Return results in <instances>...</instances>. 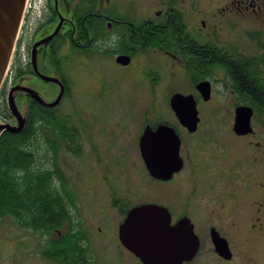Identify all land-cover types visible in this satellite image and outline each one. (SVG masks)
Listing matches in <instances>:
<instances>
[{
  "label": "rangeland",
  "instance_id": "1",
  "mask_svg": "<svg viewBox=\"0 0 264 264\" xmlns=\"http://www.w3.org/2000/svg\"><path fill=\"white\" fill-rule=\"evenodd\" d=\"M48 1H26V9L16 44L0 87V123L12 124L15 121V125L18 124L16 115L12 114L15 116L14 119H10L8 115L11 113L8 105L9 93L22 81L17 79V69L28 67L34 41L53 28L55 30L59 24V17H57L54 22L40 27L52 14ZM51 1L53 8L60 14V17L62 16L64 20L68 18L73 21H77L74 18L73 10L74 6L78 4L85 6L84 14L89 10L91 2H100L107 7L116 8V11H119L123 17L133 14L137 18L145 17V15L151 17L162 15L169 6L175 5L183 13L188 25V32L192 36L197 34H202L201 36L214 35L217 43L224 45L227 49L248 51L249 54L257 53L259 48L247 39L248 32L262 34L261 40H264V0H74L68 5L65 4L64 0ZM46 29L47 31L44 33ZM114 32L113 29L110 30L106 39H111L108 37L113 36ZM65 34L64 30L63 32L59 30L56 34L61 36L59 42L65 41ZM64 45L61 44V50L55 57L49 54V48L43 47L45 49L44 57L42 56L40 60H37L38 67L43 74L59 79L60 74L58 69L56 70L55 64L58 63V60H61L60 65L63 64L64 59L62 57L67 51V48L64 49ZM160 52L156 51L154 57H157ZM139 61H143V63L138 65L132 63L129 66L121 67L107 59L105 65L94 70L91 69V66L81 64L80 61L69 60L64 63L59 70L63 74L61 77L66 79L69 90L57 108L61 120L69 128H71V123L76 124L81 131L83 129L81 115L84 114V108H87L92 123L95 122L96 117L111 115L112 113H115L113 114L114 118L125 113L128 117L135 114L141 119L143 115L148 112L151 113V111L154 115L171 117L170 107L166 101L168 97V93L165 92L167 83L163 79L168 78V70H162L157 66L154 73L163 78H155L153 75L155 78L153 85L149 79L146 80V84L151 85L152 88L150 89L152 90L150 91L147 86V90H145L144 86L137 87L142 79L143 73L141 70L139 71V68L140 66L144 67V56H138L136 62ZM158 64L160 65V63ZM162 67L164 68V66ZM172 69L180 70L179 63L174 64ZM173 70L171 71L172 74ZM215 71L218 78L215 80L211 99L207 102L200 101L198 106L202 117L200 128L202 131H208L215 138L210 139L205 148L201 147L193 151L195 154L194 164L199 169L196 170V173L202 175L198 176L196 173L192 175V161L189 159L186 170L179 176L186 182V185L183 186V196H188L187 198L184 197L185 201L182 200L188 203V210H192L193 207V211L189 215L195 222V229L200 235L202 243L199 253L193 257L194 259L192 258L193 260L191 259L192 261L186 260L189 263L185 264H259L257 258L251 253V249L252 252L254 249L250 241L252 235L264 238V115H257L258 117L253 115L251 120L253 131L238 138L233 130L238 101L230 86L225 84V72L221 68H217ZM26 77L29 81H26L24 86L35 89L48 102L57 100L60 94L57 85L41 81L33 75ZM173 86L180 87V90L190 88L183 81V78L174 82ZM20 91L24 90L14 91V96L17 108L23 116L28 114L30 104ZM86 96L89 101L85 107L83 98ZM139 101H142L141 105L138 103ZM68 116H71V120ZM103 122L105 121L102 119L98 124L101 125ZM122 122L123 120L115 121L113 129L131 128V126L122 127L120 125ZM118 136L123 138L128 135L125 131H121ZM47 137H51L54 147L55 145L58 146L54 132L50 131L47 134L42 130L37 135V139L34 140L38 155V163L36 162L35 166L47 170V168H53L56 162L65 172L66 175L64 176H59L55 172L52 175L55 177L52 178L54 184L52 190H54L55 195L59 191L64 193L66 186H68L70 194H74V199L78 198L80 201V196L87 198L88 194L100 193V184H105L106 190L116 187L115 179L117 176L115 174L119 172L125 175L124 186H127L128 178L136 177L137 182L140 176L139 172L145 171L143 166L138 165L133 169H116L111 173L106 163L110 161L107 153L102 154L103 161L101 164H89L86 163L87 156L85 153L77 154L70 151L65 145V140H63L64 144L62 143L61 149L55 153L53 149H50L51 146L47 142ZM194 137L201 139L203 133L200 132ZM221 139L224 143L221 142ZM84 150L85 148L82 149V151ZM187 153L186 149L185 155ZM93 156L89 158L90 162H94L95 155ZM132 161H138L137 156L133 155ZM214 169H216V175H214ZM105 174L109 175V180L106 182L103 180ZM65 178L66 183L63 180ZM212 178H215L214 185H212ZM151 185L153 189L154 186L159 188L157 183L156 185L151 183ZM146 198L152 201H161L160 198L151 196H146ZM257 208L259 212L255 211ZM90 210L93 211L92 206ZM25 215L27 216L26 213ZM70 219L71 217L67 219V222ZM60 220L56 223H59ZM231 224L233 226L230 228ZM244 225L249 228V232L243 228ZM65 226L66 221L63 224H57L55 228L63 232ZM251 226L255 227L251 228ZM212 227H215L229 239L234 253L231 260H225L216 253L210 235ZM38 229L43 233L42 226ZM35 230L30 224L22 225L17 218L8 213L4 216L0 215V264H43V259L36 254V241L39 239L41 243H44L43 236L40 239L42 234ZM246 235H250L247 243ZM256 241L258 243L255 248L256 256L264 264V239ZM249 245L251 249H249ZM117 255L118 264H127L118 250Z\"/></svg>",
  "mask_w": 264,
  "mask_h": 264
},
{
  "label": "flooded vegetation",
  "instance_id": "2",
  "mask_svg": "<svg viewBox=\"0 0 264 264\" xmlns=\"http://www.w3.org/2000/svg\"><path fill=\"white\" fill-rule=\"evenodd\" d=\"M171 9L179 11L175 5H171L162 15H157L155 17L145 15V17L137 18L133 14L123 17L119 11H116V8L107 7L104 3L100 2H91L89 10L86 14L82 15L81 24L79 26L77 21L68 18L64 20L60 29V32L64 30L66 33L64 37L65 43L63 42V45L65 44L64 49L67 48V51L62 57V59H64L62 61L63 64L67 63L69 60L73 62L80 61L81 64L91 66V69L94 70L95 68H101V65H105V60L110 59L111 62L118 66L125 67L132 63H137V65L142 64L143 61L136 62V59L138 56H144V67L140 66L139 68V71L141 70L143 73L141 75L142 79L137 87L144 86L145 90H147V87L150 89L152 86L146 84L147 79H149V82L153 85V80L155 78H163L157 73H154L157 66L162 70H168V78L163 79H165L167 83L165 92L168 93V97L166 101L170 107L171 117L154 115L151 111V113L148 112L143 115L141 119L135 114L128 117L125 113L119 114L114 118L113 114L115 113H112L111 115L98 116L94 119L95 122L92 123L87 113V108H84V114L81 115L83 129L80 131L76 124L70 122L71 128L75 127L76 131L74 135L68 132L69 136L66 135L60 139L58 151L61 149L62 143L64 144L63 140H65V145L70 151L77 154L85 153L87 156L86 163L89 164H101L103 161L102 154L107 153L110 161L106 163L111 173L116 169H133L138 165L143 166L145 171H138L140 176L137 182L136 177L128 178L127 186H124L126 181L125 175L119 172L115 174L117 176L115 179L116 187H111L106 190V185L100 184V193L88 194L87 198L80 196L81 202L78 198L74 199V194H70L68 186H66L64 193L59 191L60 194L56 193V195L54 194V190L50 188V193L48 195L50 202L48 204L49 210L52 214L61 211V220L59 223L63 224V222L65 223L66 221V226L63 232L62 230H57L53 226L56 223L54 219L51 221L50 225L42 226L43 233H41L42 231L39 229L35 230L38 231L39 234H42L40 239H42L43 236L44 243H41L39 239L36 241V254L39 258L43 259V264H118L117 250L121 252L127 264H136V262H139V264H146L134 251L122 242L120 235L121 227L129 216V213L135 208L146 205H157L159 208L166 211L171 217L170 223L173 226L184 221L189 225L191 224L199 240V248L196 254L199 253L202 244L201 238L196 232L195 222H193L189 215L191 211H193V207L192 210H188V203L184 202V197H188L183 196V186L186 185V182L185 179L179 176L186 170L189 159L192 161V175L196 173L198 167L194 164L195 154L193 151L201 147L205 148L210 139L215 137L210 135L208 131H202V128H200L202 122L200 113H198L199 121L196 124L197 128L191 131L172 108L171 98L176 93L192 95L197 102V108H199L200 101H210L212 90L215 88V80L218 78L215 75V70L221 68L225 72V84L230 86V89L233 91L238 101L237 106L247 105L252 107L246 103L244 99L238 98L239 96L235 89L236 81L230 71L231 69H229L226 64L232 68V64L238 62V60L234 58L240 57L242 58V69L245 70L250 81H254L255 79L256 82H258L260 78L264 80V40H261L262 34H254L253 32L247 33V39L259 48V51L253 54H249L248 51L227 49L224 45L217 43L214 35L201 36L202 34H197L195 36L191 35L192 41H194L191 43L193 49H185L184 47H186V45L183 47L181 43L180 46L177 47L171 45H169L168 48H163L161 45L154 47L152 40L153 34L155 31L162 28L161 26L170 23ZM181 14L183 22L188 27L183 13ZM56 16L59 17L60 21L61 17L58 12ZM112 29L115 31L114 35L108 37L111 39H106V35ZM46 31L47 29L44 33ZM53 31L54 28L43 36H40L34 43L51 34ZM54 38L48 43L41 44L38 47L37 60H40L42 56L44 57L45 49H43V47L50 48L51 41ZM165 39H167L166 36L161 37L162 41H166ZM58 43L59 44L55 45L59 46L60 42L58 41ZM156 51L161 52L157 57H154ZM120 56H128L129 62L123 64L118 60ZM218 59L223 60L226 64H218ZM173 60H175L174 64L179 63L180 70L172 69L174 66V64H172ZM57 62L58 65L55 64V66L60 74L58 82L42 79L32 65V56L31 61L28 62V67L24 68L26 72L17 74V79L22 80L21 83H19L22 86H24L23 84L26 83V81H29L28 77H26L28 75L36 76L37 79L46 83L57 85L59 93L62 91L63 85L64 93L60 103L54 107H48L55 111H57L58 106L61 105L64 97L67 95L66 92L69 90L68 83L65 78L64 80L61 77L63 74L59 70L63 64L60 65L61 60ZM158 63H160V65ZM162 66H164V68ZM38 70L43 74L39 67ZM172 70L173 74L171 73ZM170 73L172 74L171 76ZM153 75H155V78ZM182 78L183 81L189 85L190 88L188 90H180V87L173 86L174 82ZM204 81L210 83L211 89V96L207 100L204 98L198 85L200 82ZM87 88L88 86L86 89ZM151 90L152 89H150V91ZM20 93L25 95L28 101L32 98L25 90L20 91ZM88 101L89 99L87 96L83 98L85 107L88 105ZM141 102L142 101H139L138 103L140 104ZM125 111H127V108H125ZM8 115L10 119L15 118L12 113ZM27 115L28 114L23 115L26 118V124ZM253 115H255V110ZM68 118L71 120V116H68ZM235 118L236 114L234 116V121ZM102 119L105 122L99 125L98 122ZM121 120H123V122L120 123V125L122 127L131 126V132L130 129H113L115 121L120 122ZM12 124L15 125L16 122L14 121ZM163 126L171 129L166 133H159V128ZM121 131H125L128 136L120 138L118 134ZM200 132L203 133V137L201 139H196L194 136ZM234 133L238 138L248 134H238L235 130ZM221 142L224 143L222 139ZM145 144L146 154H144L143 150ZM83 148H85L87 153L85 150L82 151ZM50 149L52 150V148ZM55 149L56 147L53 149L54 152ZM77 149L80 150V152H77ZM186 149L188 151L187 155H185ZM154 151L158 152L159 159L162 160L160 165H154L151 160L152 156L150 155ZM169 153H173L175 156L169 157ZM93 155H95L94 162H90L89 158L94 157ZM133 155L137 156L138 161H132ZM156 167H161L165 171L162 174L158 173L160 176H156L151 171ZM171 169H173V171L170 172L169 170ZM107 174L109 173L107 172ZM107 174H105V178H103L105 182L109 180V175ZM197 175L201 176L202 174L199 173ZM214 175H216V169H214ZM119 179H121V182H119ZM63 180L64 183H66V178ZM150 181L155 185L157 183L159 188L154 186L153 189ZM197 181L199 180L197 179ZM211 181L212 185H214L215 178H212ZM51 184L54 186L53 182H51ZM146 196L160 198L161 201H152L147 199ZM91 206L93 207V211L90 210ZM255 211L259 212V209L257 208ZM69 217H71V219L67 222ZM232 226L231 224L230 228ZM254 227L255 226H251V228ZM243 228L247 232L250 231L245 225ZM210 235L216 253L225 260H231L234 253L231 249L229 239L223 236L215 227L211 228ZM249 237L250 235H246V243ZM260 239L263 240L264 238L260 236L254 237V235H252L250 244L254 250L252 252L250 245L249 249H251V253L257 258L256 260L259 261V264H262L255 253V248L258 245L256 240ZM220 240H223V243L226 244V254L218 250L217 242H221ZM246 246H248V244H246ZM187 262L189 263V261H184L182 264Z\"/></svg>",
  "mask_w": 264,
  "mask_h": 264
},
{
  "label": "trees",
  "instance_id": "3",
  "mask_svg": "<svg viewBox=\"0 0 264 264\" xmlns=\"http://www.w3.org/2000/svg\"><path fill=\"white\" fill-rule=\"evenodd\" d=\"M73 1L64 0L66 5ZM48 6L52 9V14L40 25L41 27L54 22L57 18V12L53 8L51 0L48 1ZM73 11L74 18L77 19L78 25H80L85 6L78 4L74 6ZM170 14V23L161 26L162 28L154 32L152 37L153 46L161 45L163 48H168L169 45L180 46L181 43L183 47L186 45L185 49H191V43L194 41H192L191 34L183 22L181 12L171 9ZM164 36L167 37L166 41L161 40V37ZM60 37V35L55 36L51 41L50 48L48 47L49 54L52 57L57 56V53L61 50L63 41L60 42L59 46L55 45L59 44ZM234 59H237L238 62H234L232 68L221 59H218L217 63L226 64L231 69L230 71L236 81L235 89L239 96L237 97L244 99L246 103L254 108L255 117L260 114L264 115V80L260 78L256 82L253 78L254 81L251 80V82L245 70L242 69V58L235 57ZM24 72L26 71L21 67L17 69L18 74ZM29 104L27 124L24 130L18 133L4 130L0 135V215L4 216L8 213L17 218L22 225L30 224L32 228L38 229L40 226L50 225L54 219L55 222L60 219L61 211L52 215L49 210L48 195L50 193L49 189H52L53 173L55 172L59 176H64L65 173L56 162L53 168H47V170L35 166L36 162L38 163V155L34 140L37 139V135L42 130L47 134L50 131L54 132L58 142V146L55 145V153H57L60 145L59 138L65 137L68 132L74 135L76 128L67 127V124L61 120L58 111L42 105L34 98H30ZM65 131H67V134H65ZM47 142L54 149L51 137H47ZM76 151L80 152L78 149ZM57 193L60 194V192ZM57 224L59 223H55L53 226L56 227Z\"/></svg>",
  "mask_w": 264,
  "mask_h": 264
},
{
  "label": "water",
  "instance_id": "4",
  "mask_svg": "<svg viewBox=\"0 0 264 264\" xmlns=\"http://www.w3.org/2000/svg\"><path fill=\"white\" fill-rule=\"evenodd\" d=\"M25 4L26 0H0V87L16 44L19 28L24 15ZM63 22L64 18L61 16L56 29L49 36L35 42L32 48L31 56L33 67L41 78L46 81L58 82L59 79L39 72L37 67L38 47L41 44L48 43L56 36ZM118 60L123 64H127L129 62V57L120 56ZM198 85L204 98L206 100L209 99L211 96L210 83L204 81L200 82ZM19 89L25 90L36 101L46 107L56 106L61 101L64 93V86L62 85V91L57 100L48 102L44 100L35 89L28 86L16 85L9 93L8 105L11 113L18 117V124L0 123V134L6 129L18 133L25 128L26 118L20 114L14 96V91ZM171 106L181 121L184 122L191 131L197 128L196 124L199 121V111L194 96L176 93L171 98ZM235 112L234 130L238 134H246L253 131L251 123L254 114L253 108L247 105H240L236 107ZM170 129L169 127L163 126L159 128L158 132L166 133ZM144 147V154H146V144ZM150 156H152L151 160L154 165H160L162 160L159 159L158 152L154 151ZM168 156L174 157L175 155L169 153ZM151 171L156 176H160L158 173L162 174L165 170L161 167H156ZM169 171L171 172L173 169ZM170 222V215L162 208H159V206H140L129 213V216L121 227V240L146 264H181L186 260H191L199 248V240L193 231V226L191 224L189 225L187 222L185 223V221L174 226L171 225ZM220 241L221 242H217L218 250L225 253L226 244L223 243V240Z\"/></svg>",
  "mask_w": 264,
  "mask_h": 264
}]
</instances>
